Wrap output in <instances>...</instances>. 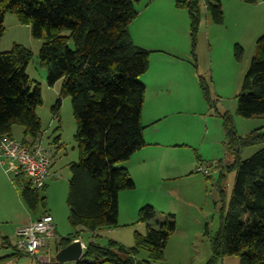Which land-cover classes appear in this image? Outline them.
<instances>
[{"label":"trees","instance_id":"obj_1","mask_svg":"<svg viewBox=\"0 0 264 264\" xmlns=\"http://www.w3.org/2000/svg\"><path fill=\"white\" fill-rule=\"evenodd\" d=\"M254 4L256 0H240ZM135 0H0V38L5 14L29 24L31 36L42 41L38 59L46 69V83L53 87L62 82L61 96L69 97L76 122L74 142L78 162L69 166L66 204L68 223L74 233L59 238L55 254L77 239L82 232L93 233L115 228L118 195L134 189L124 168L141 150L144 127L141 108L145 87L139 81L149 66V52L135 46L128 26L137 16ZM202 8L214 24H222L223 12L218 0H202ZM199 0H183L177 6L189 18L192 56L199 23ZM243 50L233 46V57L240 62ZM32 54L20 45L0 53V138H12L11 130L20 126L22 143L41 134L36 109L41 105L39 88L31 92L25 70ZM194 67L195 64H194ZM203 98L209 103L208 88L198 78ZM60 101L52 109L55 117ZM236 114L242 118L261 117L264 121V34L255 41V51L245 73ZM226 149L232 157L227 172L235 180L220 229L210 239L211 256L206 264H217L228 256L239 264H264V149L248 160H240L245 147L264 143V125L244 138L236 135L228 115L221 116ZM59 136L53 142L57 143ZM20 199L30 212L44 205L45 190H33L23 178ZM47 214L43 212L41 216ZM137 223L144 234L134 233L129 248L107 241L104 245L89 241L75 264H165L164 249L175 231L172 215L157 219L154 209L144 206L137 212ZM5 245L6 240H2ZM5 242V243H4ZM147 259L138 260L140 251ZM26 256L16 251L10 256ZM6 257L0 258V263Z\"/></svg>","mask_w":264,"mask_h":264},{"label":"rangeland","instance_id":"obj_2","mask_svg":"<svg viewBox=\"0 0 264 264\" xmlns=\"http://www.w3.org/2000/svg\"><path fill=\"white\" fill-rule=\"evenodd\" d=\"M181 1L183 0L177 1L172 8L167 6L166 2L159 1L162 8L154 9L161 15L159 29L174 34L172 40L176 44L179 43V52L183 46L188 52L189 65L186 64L190 71L188 77L192 79L194 85L184 99V102L188 101L185 104L189 105L188 109L178 115V118H170L156 127L167 129L173 123L176 124L177 137L186 145L169 153L168 156L172 159L177 158L186 165L190 164L193 172L177 180L163 182L156 180V190L162 186L164 190L172 188L174 191V194L166 199L167 203L157 206L164 208L159 210L168 208L167 211H163L162 216L166 217L173 212L171 214L175 217V231L166 243L164 259L166 258L169 264H206L211 256L210 239L220 229L221 217L227 211L235 180V172H227L232 157L226 149L221 116L228 115L236 135L240 138L255 130H261L264 125L261 117L242 118L236 114L237 96L254 56L255 41L258 37L252 38L251 33L250 35L248 33L250 32L248 27V30L236 27V22L234 23L230 17L232 11L226 14L222 24H214L210 15L202 8V0H199L201 8L193 58L188 14L185 9L177 6ZM146 20L144 17L134 19L128 30L133 33L138 25L147 24ZM3 29L0 53L11 50L16 44L32 54L25 73L29 78L31 92L35 87L39 88L42 103L36 109V115L44 133V142L52 145L55 156L51 171L53 176L48 179V188L40 194L44 197V205L39 204L34 213L27 210L20 199L23 186L17 185L11 180V175H6L0 168V257H6L5 264H56L54 256L59 238L75 231L68 223L69 210L66 199L70 178L69 166L78 162V151L74 142L76 122L72 115L70 98L61 96L62 82L58 81L53 87L46 83V69L40 65L38 59L42 41L31 36L30 25L21 24L12 14H5ZM235 44L243 50L240 62L233 57ZM198 78H201L208 88L209 103L202 96ZM146 95L147 108L149 92ZM58 100L60 107L55 117L52 109ZM154 103H157L156 100L152 104ZM11 131L15 140L23 139V130L20 126H14ZM56 136H59V140L54 143ZM262 149L264 143L245 147L241 150L240 160H248ZM198 166L206 170L207 174L197 172ZM117 167H120V164ZM188 168L189 165L182 170L186 172ZM145 196L156 202L158 192L147 195L143 188H139L133 194V201L141 200ZM129 201H131L129 198L120 197L117 226L97 231L95 236L99 244L104 245L107 241L113 240L124 248H129L133 245L135 232L144 234V225L136 222L137 211L134 218L133 214L129 215ZM43 212L51 216L55 227L48 234L43 253L39 257L26 255L11 258L10 256L15 253L17 221H27L29 217L41 215ZM79 236L86 243L92 240L91 236L89 238L87 235ZM3 239L6 240L5 245L1 242ZM137 259H147L146 251L141 250ZM217 264H239V261L235 256H228Z\"/></svg>","mask_w":264,"mask_h":264},{"label":"crops","instance_id":"obj_3","mask_svg":"<svg viewBox=\"0 0 264 264\" xmlns=\"http://www.w3.org/2000/svg\"><path fill=\"white\" fill-rule=\"evenodd\" d=\"M159 1L162 3L166 2V5L172 8L173 6L175 7V4L179 0H135V9L137 11L135 20L144 17L147 19V24L138 25L133 33L128 30L133 44L149 52L148 70L139 78V81L145 87L144 100L141 108V123L144 127L143 140L145 146L134 153L128 161L120 164V168L126 169L129 177L132 179L134 189L120 192L118 195V202L120 197L122 199L129 198L131 200L128 203V211L129 215L132 216L133 214V218L135 212H138V210L144 206L152 207L157 215V219L165 217L162 216V213H164L163 211H167L168 208H166V210H159L164 208H160L161 206L157 205L167 203L166 199L169 195H173L174 191L172 188L164 190L162 186L156 190V180L158 182L177 180L193 172V167H191L190 164H188L189 172H187L188 170L184 172L182 169L188 165L177 160V158L172 159V157L168 156L169 153L175 152L177 149L185 147L186 145L180 142L181 140L177 137L175 130L176 124L173 123L167 129L163 127V130L160 129V127H156L161 122H165L170 118H178V115L188 109L189 105L185 106L188 101L184 102V99L188 92H190L192 85H194L192 84V79L188 77L190 74L189 68L186 65H189V61L187 60L189 59L188 52L185 50L184 46L181 48V52H179V43L176 44V42L172 40L174 34L162 31L158 27V23L160 22L159 16L161 15L154 8L162 6L161 3H158ZM218 1L222 8L223 20L226 18V14L228 15V13L232 11L233 13H230V17L233 18L234 23L236 22V27L240 29L250 28V32L248 33L249 35L251 33L252 38L259 37V35L264 33V0H256L254 4H247L240 0ZM160 25L162 28L163 22ZM146 26H148V28H146ZM148 87L149 91H147ZM147 92H149L150 97L149 105L146 108L145 100ZM155 100L157 103L152 104ZM143 117H145V122H143ZM53 164L54 161H52L49 168L51 174L50 178L53 176L51 172ZM47 182L45 189L48 188ZM139 188H143L147 195L154 194L155 191H157L158 197H156V202L150 200L151 198H146V196L141 200L133 201V194ZM171 213L173 212H170L168 215H172ZM39 217H41V215L32 218L29 217L27 221H17L16 229L18 230L28 225ZM143 228L145 232V226ZM54 229L55 227L53 225V230ZM96 232L93 233L95 239L91 242L99 244L97 236H95ZM81 234L87 235L88 238L91 236L90 233L87 232H82L80 235ZM74 241H79L81 243L84 252L87 243L83 242L80 236ZM43 250H45V247L36 257H39V255L43 253ZM4 257L5 256H3V258ZM6 262L7 261H4L0 264H5ZM164 262L165 264H169L166 258Z\"/></svg>","mask_w":264,"mask_h":264},{"label":"built area","instance_id":"obj_4","mask_svg":"<svg viewBox=\"0 0 264 264\" xmlns=\"http://www.w3.org/2000/svg\"><path fill=\"white\" fill-rule=\"evenodd\" d=\"M55 150L45 144L44 133L38 134L28 143L13 138H0V168L11 180L23 178L33 190H41L51 177L50 165ZM197 172L207 174L200 166ZM53 230V220L45 214L16 232L15 249L18 253L36 256L46 245L48 234Z\"/></svg>","mask_w":264,"mask_h":264},{"label":"water","instance_id":"obj_5","mask_svg":"<svg viewBox=\"0 0 264 264\" xmlns=\"http://www.w3.org/2000/svg\"><path fill=\"white\" fill-rule=\"evenodd\" d=\"M83 254V248L79 241H73L68 246L60 249L54 256L56 264L76 263Z\"/></svg>","mask_w":264,"mask_h":264}]
</instances>
